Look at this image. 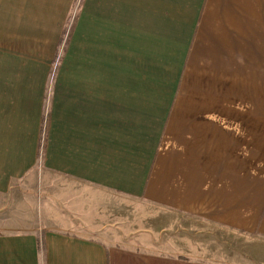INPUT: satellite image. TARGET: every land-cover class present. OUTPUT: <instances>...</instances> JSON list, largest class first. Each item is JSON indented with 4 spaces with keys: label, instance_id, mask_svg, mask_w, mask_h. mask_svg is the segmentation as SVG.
<instances>
[{
    "label": "crops",
    "instance_id": "crops-1",
    "mask_svg": "<svg viewBox=\"0 0 264 264\" xmlns=\"http://www.w3.org/2000/svg\"><path fill=\"white\" fill-rule=\"evenodd\" d=\"M74 2L0 0V264H264V0Z\"/></svg>",
    "mask_w": 264,
    "mask_h": 264
},
{
    "label": "rangeland",
    "instance_id": "rangeland-1",
    "mask_svg": "<svg viewBox=\"0 0 264 264\" xmlns=\"http://www.w3.org/2000/svg\"><path fill=\"white\" fill-rule=\"evenodd\" d=\"M79 8H80V0H75L70 17L71 21L76 15V13L79 11ZM69 24L70 23H68V25ZM63 44H64V35L62 36L61 43L58 45V52L55 60L53 61L54 65L58 66L59 61L62 58ZM136 206L138 208V211L140 212V214L138 215L142 216L144 205L142 203H138V205ZM171 218L179 223L188 221L187 219H184V217H180V216L176 217V215H171ZM198 221L190 220V222L194 225V227L197 226L201 228L200 233L198 232V234H196L195 231V234H193L191 231L187 229H183L184 236L186 238L185 239L186 241L184 240L185 244L192 242L193 240L195 241V244L199 242L200 244L199 249L201 256L210 259L235 261L243 264L250 263L248 257L244 254L243 251V247L246 244L250 243L251 237L249 235L241 234L239 232L229 233L228 231L221 229L217 230L218 234L210 231L205 232L207 230L203 229L204 226L200 223L203 221L201 220Z\"/></svg>",
    "mask_w": 264,
    "mask_h": 264
}]
</instances>
